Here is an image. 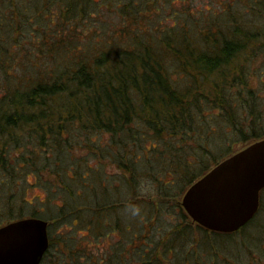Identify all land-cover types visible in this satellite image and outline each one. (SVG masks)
I'll list each match as a JSON object with an SVG mask.
<instances>
[{
    "label": "trees",
    "instance_id": "trees-1",
    "mask_svg": "<svg viewBox=\"0 0 264 264\" xmlns=\"http://www.w3.org/2000/svg\"><path fill=\"white\" fill-rule=\"evenodd\" d=\"M185 1L117 4L172 22L107 34L86 20L107 0L5 2L18 23L0 18V225L47 220L39 264H264V188L232 232L177 202L236 142L264 137V0ZM35 186L43 198L26 197Z\"/></svg>",
    "mask_w": 264,
    "mask_h": 264
},
{
    "label": "water",
    "instance_id": "water-1",
    "mask_svg": "<svg viewBox=\"0 0 264 264\" xmlns=\"http://www.w3.org/2000/svg\"><path fill=\"white\" fill-rule=\"evenodd\" d=\"M264 188V137L220 159L181 197L189 218L217 232H232L257 212ZM48 221L26 216L0 225V264H39L48 248Z\"/></svg>",
    "mask_w": 264,
    "mask_h": 264
},
{
    "label": "rangeland",
    "instance_id": "rangeland-1",
    "mask_svg": "<svg viewBox=\"0 0 264 264\" xmlns=\"http://www.w3.org/2000/svg\"><path fill=\"white\" fill-rule=\"evenodd\" d=\"M7 0H0V18L2 17V20L6 21L8 20L9 25L12 27V31L14 32V29L17 27V23H18V18L17 16L15 15L16 18L12 17L11 16V9L9 7H7V4L5 3ZM128 0H107V4H104V5H101L99 6V9H98V12L99 14L92 17V18H87V22L90 23V24H94L95 27L96 26H103L104 29L106 30L105 31V34L109 33L110 30H116V31H119L120 28H122L123 25L127 24L126 25V30H130L132 27L136 26V25H146L147 23H149V25H156L157 24V21H160L163 20V17L162 15L163 14H166V15H169L170 12L168 13H165V11L167 10H164V12H156V11H153L152 12H148L149 10L151 9H147L146 11H144L143 15H141L136 21L134 19H132L133 17L130 15V14H122L120 11H119V8L116 6L117 4L119 5H123L127 2ZM182 0H172V5H177L180 7L182 6V4L184 3H181ZM3 2V3H2ZM185 3L187 4H190L192 5L193 7H206V8H211L212 10H219L221 9V7H219L216 3L215 0H212L211 2L209 0H187L185 1ZM203 4V5H202ZM167 5H170L167 4ZM167 8V7H166ZM183 9H184V5H183ZM53 10H56V8H54ZM207 10V9H206ZM205 9H203L202 12H205L206 11ZM201 12V13H202ZM159 15V16H158ZM196 15H200V12H196ZM12 20H9L11 19ZM101 18H102V21H101ZM172 22V20L168 17H166V20H163V23L164 24H170ZM136 23V25H135ZM85 28V21L83 22V24H81V26L79 27L78 30H82L83 32L85 31L84 30ZM106 36V35H105ZM76 39H85V35L82 33V34H76L75 35ZM262 56H259L256 58V60L253 62V66L254 67H257L258 65L260 66L261 63L264 64L263 62V57L261 58ZM260 69H263L261 68L260 66ZM252 72V66H250V73ZM255 73V72H254ZM259 73V68L256 70V75H252V78L254 79V84L255 85H258V87H260L259 89V93L261 95V103H262V108L264 109V82L260 83L259 80H261L260 78L264 79V76L258 74ZM243 145L245 144H241L239 142H236L234 144V146H237V150H239L240 148L243 147ZM242 146V147H241ZM30 180H33L32 178H30ZM184 193V192H183ZM183 193L181 195H179V197L177 198V202L178 204L181 206V197L183 195ZM33 195H41V197L43 198L44 196V190L40 187V186H35V187H32L29 192L26 194V197L27 198H30L32 197ZM182 207V206H181ZM28 210L30 211V209L28 208ZM175 209L174 208H171L170 212H168L170 215H165L164 217V222H168V220L170 219V217L172 218L174 215H175ZM2 219L5 220L2 216ZM77 237H80V236H77ZM116 238H118L116 236ZM118 240V239H116Z\"/></svg>",
    "mask_w": 264,
    "mask_h": 264
},
{
    "label": "clouds",
    "instance_id": "clouds-1",
    "mask_svg": "<svg viewBox=\"0 0 264 264\" xmlns=\"http://www.w3.org/2000/svg\"><path fill=\"white\" fill-rule=\"evenodd\" d=\"M139 211H140V210H139L138 208H134V209H133V214H134V215H135V214H138Z\"/></svg>",
    "mask_w": 264,
    "mask_h": 264
}]
</instances>
